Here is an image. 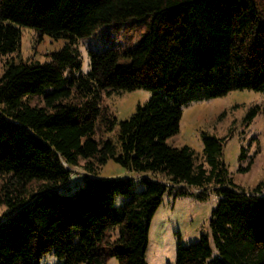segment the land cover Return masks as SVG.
<instances>
[{
    "label": "trees",
    "instance_id": "1",
    "mask_svg": "<svg viewBox=\"0 0 264 264\" xmlns=\"http://www.w3.org/2000/svg\"><path fill=\"white\" fill-rule=\"evenodd\" d=\"M128 23L140 42L90 50L82 73L78 42ZM23 28L65 44L45 63L8 62L0 77V264H41L49 254L64 264H147L167 192L217 197L209 231L180 244L176 264H264V183L236 185L214 136L203 134L199 164L190 147L167 144L184 106L264 92V0H0V58L19 51ZM135 90L152 96L126 120L102 106L104 95ZM99 123L107 134L119 126L116 139L98 138ZM80 161L84 184L73 191ZM109 161L139 174L144 190L100 177Z\"/></svg>",
    "mask_w": 264,
    "mask_h": 264
},
{
    "label": "rangeland",
    "instance_id": "2",
    "mask_svg": "<svg viewBox=\"0 0 264 264\" xmlns=\"http://www.w3.org/2000/svg\"><path fill=\"white\" fill-rule=\"evenodd\" d=\"M141 37L138 25L128 23L106 26L93 37L79 41L76 47L81 55L82 73L89 71L90 50H103L111 44L122 48L135 46ZM64 44L65 41L49 36H42L40 39L35 31L23 28L19 51L0 58V77L8 62L45 63L50 61V54L61 49ZM151 96L152 93L146 90L120 91L109 97L104 95L102 106L120 122L130 118L136 112L137 106L145 104ZM39 102L36 98L31 100L33 105H39ZM254 108H257L258 114L253 121L248 122L246 117ZM182 110L180 130L167 140L169 146H188L195 153L196 163H204L203 134L214 136L224 141L222 158L227 165L229 177L236 185L251 191L264 183V92L232 91L221 98L192 102ZM98 126V138L116 139L119 126L115 132L108 134L100 123ZM242 151L245 154L243 159L240 158ZM250 163L247 172L241 171L248 168ZM84 164L85 161H80L79 167L71 169L73 191L84 184ZM97 174L100 177L132 178L135 182L134 191L140 193L144 190L139 174L130 172L113 161L99 167ZM124 201V198L119 197L117 206H122ZM216 203L217 197L214 194L201 199L194 193L175 197V193L167 192L150 224L146 263L176 264L178 246L194 244L202 233L209 231L210 218ZM2 211L3 208L0 207V213ZM41 264L64 262L49 254ZM107 264L120 263L110 257Z\"/></svg>",
    "mask_w": 264,
    "mask_h": 264
},
{
    "label": "water",
    "instance_id": "3",
    "mask_svg": "<svg viewBox=\"0 0 264 264\" xmlns=\"http://www.w3.org/2000/svg\"><path fill=\"white\" fill-rule=\"evenodd\" d=\"M70 171H72V170H70Z\"/></svg>",
    "mask_w": 264,
    "mask_h": 264
}]
</instances>
